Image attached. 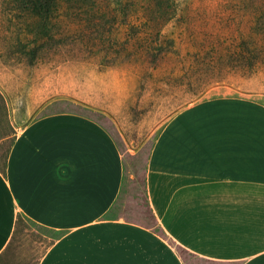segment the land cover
Instances as JSON below:
<instances>
[{
    "label": "crops",
    "instance_id": "obj_1",
    "mask_svg": "<svg viewBox=\"0 0 264 264\" xmlns=\"http://www.w3.org/2000/svg\"><path fill=\"white\" fill-rule=\"evenodd\" d=\"M55 80H25L26 103L14 93L9 110L0 88V119L8 125L0 135V143L8 140L0 155V254L22 217L58 232L36 264H186L176 247L211 262L264 264V102L204 98L158 127L143 174L154 221L146 226L108 215L125 181L112 131L52 107L71 101L106 115L129 148L131 132L114 109L118 96L105 84L54 92Z\"/></svg>",
    "mask_w": 264,
    "mask_h": 264
},
{
    "label": "rangeland",
    "instance_id": "obj_2",
    "mask_svg": "<svg viewBox=\"0 0 264 264\" xmlns=\"http://www.w3.org/2000/svg\"><path fill=\"white\" fill-rule=\"evenodd\" d=\"M24 1L0 0V88L8 110L14 93L26 103L29 78H60L51 91L72 92L76 83L113 89L120 102L114 109L131 132L129 148L106 115L71 101L52 106L94 118L120 145L124 187L108 215L154 225L143 190L145 160L158 127L175 111L223 95L264 102V0H57L41 13ZM7 134L2 117L0 135ZM7 144L0 143V155ZM57 234L21 218L3 263L36 264ZM176 249L186 264H223Z\"/></svg>",
    "mask_w": 264,
    "mask_h": 264
},
{
    "label": "trees",
    "instance_id": "obj_3",
    "mask_svg": "<svg viewBox=\"0 0 264 264\" xmlns=\"http://www.w3.org/2000/svg\"><path fill=\"white\" fill-rule=\"evenodd\" d=\"M56 1L57 0H43V1L42 0H25L24 2H25V7L30 6V8L32 7V9H34V11L36 13H41V11H45V10L50 11L51 8L55 7ZM21 218L22 217L17 218V222H16L17 224ZM15 232H16V230H15ZM15 232H14V234H15ZM13 236H12V239H13ZM12 239L10 240L8 245L6 246L5 250L0 254V264H5V263H3L2 258L5 254V252L7 251V249L9 248V246L11 245Z\"/></svg>",
    "mask_w": 264,
    "mask_h": 264
}]
</instances>
